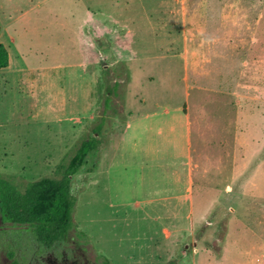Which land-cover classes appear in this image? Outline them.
Listing matches in <instances>:
<instances>
[{"label": "rangeland", "instance_id": "obj_1", "mask_svg": "<svg viewBox=\"0 0 264 264\" xmlns=\"http://www.w3.org/2000/svg\"><path fill=\"white\" fill-rule=\"evenodd\" d=\"M0 22V177L60 178L100 140L67 235L45 246L0 214V264H264V0H0ZM157 104L190 113L191 199L155 198L185 141L126 160L129 112Z\"/></svg>", "mask_w": 264, "mask_h": 264}, {"label": "trees", "instance_id": "obj_2", "mask_svg": "<svg viewBox=\"0 0 264 264\" xmlns=\"http://www.w3.org/2000/svg\"><path fill=\"white\" fill-rule=\"evenodd\" d=\"M9 64L8 49L0 44V68ZM99 144L100 140L95 135L84 140L60 178L43 177L20 190L13 182L0 177V214L3 221L16 228L27 227L45 246L65 237L73 226L76 204V196L71 189L72 176ZM103 258L101 264H112L108 258Z\"/></svg>", "mask_w": 264, "mask_h": 264}, {"label": "crops", "instance_id": "obj_3", "mask_svg": "<svg viewBox=\"0 0 264 264\" xmlns=\"http://www.w3.org/2000/svg\"><path fill=\"white\" fill-rule=\"evenodd\" d=\"M158 107H161V104H157L154 108H151L146 112H139L136 109H133V110L131 109V111L129 112L131 116H130V119L127 120L126 127L122 133L124 136H126L131 141H133V143L135 144L133 146V149L135 151H131L129 153L132 159L128 158L126 160L129 162V164H136L138 172H139L140 169H143V165L146 163V162L144 163V161L148 160L149 163H151L152 158H154V155H156L155 153L156 149H159L156 151L160 152L161 151L160 148H166L168 145L170 146V143L173 140L176 142H178L179 140L185 141L186 148L184 152L180 154H177V153L174 154V159L180 160L179 161L180 165H178L177 167H174L171 165V163H168L166 166V169L170 170L169 174H167V176L169 177V180H165L163 176L157 179V181L159 182V186L161 187L163 183H168L169 181L168 186H171V189H169L168 187L166 188L174 191L173 194L172 193L160 194V195H157V197L155 198L168 199L172 197L173 195L174 196L178 195L181 200L191 199L192 191H193V183H194V173H193L194 163H193V157H192L191 147H190L191 146V142H190L191 133H192L191 131L192 121L190 119L191 117L190 113L189 112L188 114L185 112L180 113L178 111L180 107H176V106L175 107L165 106L161 110H159ZM181 107H184V105H182ZM160 115L166 116L165 122H161L155 119ZM137 128L143 129L142 131L143 140H148V139H145L144 137L146 133H149L150 135L149 142H155V140L158 139L160 143L156 145L157 147L154 145L150 147V144H148L147 145L148 147L146 146L142 150L140 149L141 152H139L140 150L135 147L138 143V133L136 132V130H140ZM200 133L207 134L208 132L205 131L204 127H201ZM123 135L121 139L124 138ZM153 147H154V152H153V155H151V153L148 150L150 148L153 149ZM166 156L170 157V155L168 154ZM135 160H137V163L134 162ZM148 168L151 170V167H148ZM205 169L208 170L207 167ZM205 169H204V173H206ZM156 170L157 168L154 167L152 171L155 173ZM178 191L180 194H177ZM137 203L139 204L141 202L138 201ZM164 229L168 233V235L171 234L169 229L167 228H164Z\"/></svg>", "mask_w": 264, "mask_h": 264}]
</instances>
